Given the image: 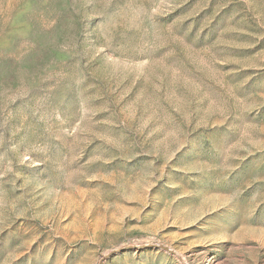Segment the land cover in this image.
Returning <instances> with one entry per match:
<instances>
[{
	"label": "rangeland",
	"instance_id": "obj_1",
	"mask_svg": "<svg viewBox=\"0 0 264 264\" xmlns=\"http://www.w3.org/2000/svg\"><path fill=\"white\" fill-rule=\"evenodd\" d=\"M103 257L264 264V0H0V264Z\"/></svg>",
	"mask_w": 264,
	"mask_h": 264
},
{
	"label": "water",
	"instance_id": "obj_2",
	"mask_svg": "<svg viewBox=\"0 0 264 264\" xmlns=\"http://www.w3.org/2000/svg\"><path fill=\"white\" fill-rule=\"evenodd\" d=\"M161 248L164 249V250L169 251V250H168L166 247H164V246H161ZM113 253H114V252L110 253L109 255H112ZM109 255H108V256H109ZM105 258H106V257H103V258L101 259V261H100L99 264H101V262H103V261L105 260Z\"/></svg>",
	"mask_w": 264,
	"mask_h": 264
}]
</instances>
